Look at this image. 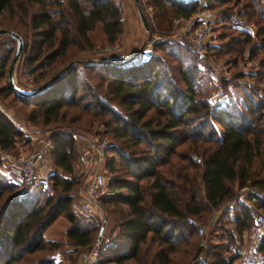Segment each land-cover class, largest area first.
<instances>
[{
  "label": "trees",
  "instance_id": "obj_1",
  "mask_svg": "<svg viewBox=\"0 0 264 264\" xmlns=\"http://www.w3.org/2000/svg\"><path fill=\"white\" fill-rule=\"evenodd\" d=\"M204 1L213 12L212 30L235 28L234 34L212 35L205 46L206 58H197L182 42L164 40L152 44L164 58L151 53L146 62H139L137 56L107 64L76 61L29 96L14 94L7 81L0 87L4 96L12 94L33 107L34 111L23 115L25 120L53 130L48 138L50 160L62 174L48 176L50 193L42 197L40 187L29 190L31 182L11 183L0 175V264H62L52 256L29 257L59 246L43 236L58 215L68 222L65 238L74 252L67 255L65 264H76L75 254L90 245L99 223L91 217L84 222L71 210L72 193L80 182L73 166L78 157L73 133L85 132L84 126L88 129L94 123L99 125L97 136L111 139L106 147L112 153L103 161L111 177L97 200L100 197L102 206L111 204V226L117 229L113 239L97 251L95 263L168 264L169 254L194 232L188 217L204 220V214L212 210L224 214L226 205L235 203L245 186L264 192V2ZM22 2L0 0V12L18 9L28 14V27L38 41L35 52L25 57L28 65L38 61L37 69L50 68L56 57L66 58L74 47L89 49L87 32L96 23L108 44L121 32L115 0ZM145 2L160 27L157 16L162 20L170 14L188 16L198 6L196 0ZM248 24L255 27L253 34L244 28ZM7 41L0 42V77L12 52L10 46L1 47ZM250 44L259 54L257 60L243 71L220 76L218 85L226 101L213 102L204 90L205 82H210L205 72L208 58L226 56L234 60V66L235 58ZM22 48L23 44L21 52ZM38 75L45 80L51 76L44 70ZM25 139L0 110V148L12 150ZM113 155L126 177L114 174ZM245 198V205L231 208L238 211L230 219L236 235L249 228L253 214H264V199ZM183 251L192 254V248ZM236 256L212 254V260L202 264H233Z\"/></svg>",
  "mask_w": 264,
  "mask_h": 264
},
{
  "label": "rangeland",
  "instance_id": "obj_2",
  "mask_svg": "<svg viewBox=\"0 0 264 264\" xmlns=\"http://www.w3.org/2000/svg\"><path fill=\"white\" fill-rule=\"evenodd\" d=\"M138 1L140 2V8L146 20L148 32H145L142 26L140 25L138 17L135 13L134 6L132 4L133 3L132 0H115V2L117 3L120 9L122 26H121V32L118 34L116 40L113 43L108 44L105 42V39L100 29V24L96 23L93 26V28L87 32V37L90 42L89 49L83 51H76V48L74 47L71 51H68L66 53L67 55L66 58L56 57L54 63L51 64L50 68L43 67L40 69H37L38 61H34V63H32L31 65H28L25 57L26 54H32V52H35L38 41L37 37L33 35V33H31V30L28 27V14L26 15L22 13L21 10L18 9L10 14L7 11H1L0 28H8L10 30H14L18 32L23 39V43H22L23 50L22 52H20L17 61L14 63L12 67V82L20 90H30L32 88H35L45 80V78L43 79L40 78V76L38 75L39 72H42V70H44V72H48L52 75L53 72H56L60 67H62L70 60H76L77 62L94 61V62H101L104 64L111 62L115 63L119 61L127 62L128 61L127 59L133 57L136 58V56L140 53V51L143 50H149L150 54L151 53L156 54L159 57L162 56L164 58V56L162 55L163 53L155 49L152 44L154 42H159L164 40L179 41L176 39V37L173 36L172 28L170 26V20L175 16H170L171 15L170 14L168 19L165 20H162L157 16L156 22L161 23V27H160L159 26L160 24L155 23V20L152 15L151 7L147 5L145 0H138ZM18 2L20 4L24 3L22 2V0H18ZM262 2H264V0H262L261 3ZM14 8L15 6H13V9ZM244 28L246 30H249L251 34L255 30V27L252 24H248ZM234 29L235 28L232 27L230 28L231 31H228L224 28H220L217 26L216 31L213 30V34L215 33L217 34V32L219 31L225 32L227 34H234L235 33V31H233ZM6 38H8L7 43H3L1 47L10 46L12 48V52L9 57V60H11L10 58L13 55L15 41L12 37L8 35H1L0 42ZM152 38H155L156 40L154 39L153 41L151 40ZM182 44L188 46L185 43ZM246 51H247V55L244 54V52ZM183 54L184 53H182V55ZM68 56L70 57V59L67 58ZM258 56L259 54L254 50L252 44H250L245 46L240 56H237L235 58L236 60L234 66H233L234 63L233 59L221 55L219 56L211 55L208 58L209 60L207 61V64L208 62L212 64L214 67L217 68L220 76L226 77L229 76L231 72H234V70L243 71L247 69L250 66V64L255 63ZM9 60L7 64H9L10 62ZM60 60H62L61 64L59 63ZM5 74L6 72H4L3 76L0 77V87L6 84ZM205 88H206L205 91L206 95L209 97V99L211 98L212 101L215 100L216 88H214V86L210 82L209 85L208 83L205 82L204 90ZM218 88L221 90L219 85ZM81 89H82L81 87H78L76 92H80ZM0 110L8 116V118L12 121V123H14L16 127L20 128V130L23 132L24 138H26L22 142L18 141L12 150L6 149V152L12 155H15L18 152H30L36 150L44 140L49 138V136L53 132V130L48 126H42L37 122L31 123L25 120L23 115L31 110L34 111V109L31 105L18 102V100L14 98L12 94L4 96V94L0 92ZM98 128L99 125L94 123L88 129H86V127L84 126L83 129L85 130V132L79 131L75 133L83 134L86 137L90 136V137L104 138L107 141L106 146H109L111 143V139L107 135L100 134L102 137L99 135L97 136L96 135L97 133L95 132ZM215 128L217 129L216 126ZM74 139L75 141L77 140L76 138ZM106 146H105L106 150H103V160L99 163L97 167L99 170L98 172L102 174L105 180L104 185L101 189V193L106 191L107 182L111 177V173H109L108 170L105 169L103 166V161L106 158L108 159L110 156H112L111 155L112 153L109 152V149ZM113 156L115 157L114 165L117 168L114 174H117L118 176L126 177V175L122 173V167L121 168L117 167L118 164L116 162V155ZM73 166L75 171V177L78 178L80 182L78 183L77 186H75V189L72 193L73 200H72L71 210L74 213V215L82 219L84 222H87L86 221L87 218L91 217L93 221L99 223V226L102 225L99 233H98L99 230V226H98V229L94 232L91 239L94 241L98 239L100 245L102 242L105 241V239L107 240L109 239V241L107 242L109 243L113 239V236L115 235V231L117 230L116 227L112 228L113 225L111 224V218L114 217V215L110 213L111 204L102 206L99 202V198H100L99 197L98 200L96 199V205L92 209L91 213L84 214L76 210V204H77V199L79 197V193L81 192L85 183L89 180L91 173L94 170L92 166V161L88 158V154L85 156L80 153L78 154V157L74 160ZM52 172H56V174L62 176V174L58 173L60 172V170L54 169V167L52 166L50 160V150L46 149L44 151V162H43L42 173H40L39 175L38 172L36 180L32 182L29 190H31V188L35 189L40 187L43 190V193L39 195L40 197H42L44 193L45 194L50 193L49 191L50 181L48 180V176ZM11 183H15V182H11ZM56 189L58 190V188ZM245 197L246 196L240 195L239 196L240 199H239L238 196H236L235 197L236 204L234 203V201L228 203L226 205L227 207L224 209L225 213L222 215H220L218 211L216 212L212 211V213L208 212L204 214L203 219L205 221L202 219L199 220L193 218L195 222L202 227V233L198 235L197 232L195 231V228H194V232L191 229L192 232L190 234V238L188 239L187 243L186 244L181 243L177 247V250L175 252L169 254L170 262L168 264H202V260L208 263L212 260V254L225 257L228 256L229 254L236 253L237 254L236 258H238L239 252L242 249V247L240 246L241 245V240L239 238L240 234L236 235L234 233L233 225L230 222L231 218L233 219V217L237 216L238 211L233 210L231 208L233 205H239L238 203L242 204L244 202H247ZM106 198H108V196H106ZM245 204L246 203H244V205ZM255 214L264 215L261 212H257ZM255 214H253L252 216H254ZM214 216H216L215 219H213ZM252 219H250L249 221L250 225ZM67 225L68 222L63 217V215H58L45 228L43 236L45 238H51L58 241L59 246L54 251L48 252L44 250L41 252H37L33 255H30L29 257L52 256L55 258V260H60L62 264H65L66 262L65 259L67 255H69V253L73 255L74 253V252L72 253V246L67 242L65 238V228ZM90 246L91 248L95 249L96 252L101 248V247L96 248L94 242L93 245L91 243ZM90 246L88 245L86 248L79 249V251L75 254L76 264H79L82 257L87 255V251L89 250ZM184 248H187L188 251H191L192 248V254L190 253L186 255L183 251ZM152 251H153V247H150V249H148V256H147L148 260L151 257ZM85 264H114V263L113 262L95 263V257H91L88 258ZM123 264H134V263L133 261L129 260Z\"/></svg>",
  "mask_w": 264,
  "mask_h": 264
},
{
  "label": "built area",
  "instance_id": "obj_3",
  "mask_svg": "<svg viewBox=\"0 0 264 264\" xmlns=\"http://www.w3.org/2000/svg\"><path fill=\"white\" fill-rule=\"evenodd\" d=\"M196 1L198 2V6L192 13L188 14V16L173 17L170 20V26L172 28L173 36L182 43H188V46L196 57L202 59L206 58L205 46L206 43L210 42L213 35V12L206 7L204 0ZM154 39L155 38H152L151 40L154 41ZM244 54L247 55V51L244 52ZM150 56L151 54L149 50H143L137 55V60L139 62H146ZM205 72L210 83L216 88L215 100H213V102L218 101L219 103H224L226 97L218 88L220 75L217 68L208 62L205 67ZM73 134L76 139L88 140V158L92 161L94 169L89 180L85 183L79 193L76 204V210L78 212L89 214L95 207L96 199L101 193V189L105 182L104 177L98 172L99 170L97 167L103 160V150L107 145V141L104 138L86 137L79 133ZM50 147V142L46 139L36 150L30 152H18L15 155L6 152V149L0 148V175L10 182L32 183L36 180L38 172L39 175L42 173L44 151L46 149L50 150ZM240 195H251L264 199L263 191L249 186L240 188L237 195L238 198ZM187 221L194 226L198 235L202 233V227L198 225L193 218L188 217ZM240 236L246 241V246L242 247L238 258L233 261V264H264V215L255 214L250 227L243 230ZM108 241L109 239H105L100 245L98 239L96 241L92 240L90 245L91 243L93 245L94 242V245L98 248L102 247ZM96 253V250L90 246L87 255L82 257L79 264H85L88 258L95 257Z\"/></svg>",
  "mask_w": 264,
  "mask_h": 264
},
{
  "label": "water",
  "instance_id": "obj_4",
  "mask_svg": "<svg viewBox=\"0 0 264 264\" xmlns=\"http://www.w3.org/2000/svg\"><path fill=\"white\" fill-rule=\"evenodd\" d=\"M133 2V6L135 9V12L137 14L138 20L140 22V25L142 26L143 30L145 32H148V28L146 25V20L145 17L141 11V8L139 6L138 0H132ZM1 35H8L10 37H12L15 41V47H14V52L13 55L11 57V60L7 66V70H6V81L7 84L12 88L14 94L16 95H22V96H29L32 95L38 91H40L47 83H49L54 77H56L59 73H61L62 71L66 70L69 66H71L74 62H76V60H70L68 61L66 64H64L62 67H60L56 72H54L50 77H48L46 80H44L41 84H39L38 86H36L35 88H32L30 90H20L16 87V85L12 82V67L14 65V63L17 61L20 52H21V47H22V39L20 37L19 34H17L16 32L8 29V28H0V36ZM149 35V33H148ZM187 45H189L187 43ZM131 59V58H129ZM127 59V60H129ZM126 61V60H125ZM106 62V61H104ZM101 230V226H99V231Z\"/></svg>",
  "mask_w": 264,
  "mask_h": 264
},
{
  "label": "crops",
  "instance_id": "obj_5",
  "mask_svg": "<svg viewBox=\"0 0 264 264\" xmlns=\"http://www.w3.org/2000/svg\"><path fill=\"white\" fill-rule=\"evenodd\" d=\"M252 34H253V32H252ZM76 146H77V149H78V154L81 153L82 155H85L86 156L89 153V148H88L89 146H88V140L87 139H77L76 140ZM87 151H88V153H87ZM212 211L216 212L215 210H212ZM212 211H211V213H212ZM215 218H216V216H214L213 219H215ZM240 235H241V233H240ZM240 235H239V238L241 240V245L240 246L241 247H244L246 245V243H245L246 241Z\"/></svg>",
  "mask_w": 264,
  "mask_h": 264
}]
</instances>
